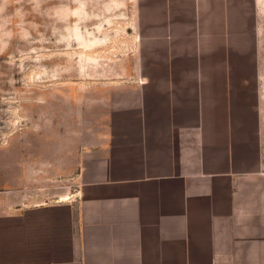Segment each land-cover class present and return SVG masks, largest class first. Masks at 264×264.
I'll return each mask as SVG.
<instances>
[{"label": "crops", "instance_id": "0c3cea01", "mask_svg": "<svg viewBox=\"0 0 264 264\" xmlns=\"http://www.w3.org/2000/svg\"><path fill=\"white\" fill-rule=\"evenodd\" d=\"M133 9L127 78L0 188V264H264V0Z\"/></svg>", "mask_w": 264, "mask_h": 264}, {"label": "rangeland", "instance_id": "374dc122", "mask_svg": "<svg viewBox=\"0 0 264 264\" xmlns=\"http://www.w3.org/2000/svg\"><path fill=\"white\" fill-rule=\"evenodd\" d=\"M133 10V0H0V188L34 195V148L60 141L127 78ZM75 173H56L45 197L71 196Z\"/></svg>", "mask_w": 264, "mask_h": 264}]
</instances>
